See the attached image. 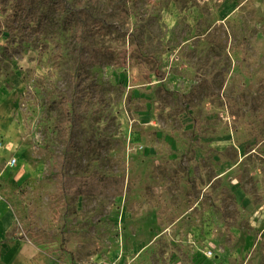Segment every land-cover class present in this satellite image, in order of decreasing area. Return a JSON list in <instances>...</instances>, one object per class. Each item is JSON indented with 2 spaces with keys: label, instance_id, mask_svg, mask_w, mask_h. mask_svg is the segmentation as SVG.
Here are the masks:
<instances>
[{
  "label": "rangeland",
  "instance_id": "rangeland-1",
  "mask_svg": "<svg viewBox=\"0 0 264 264\" xmlns=\"http://www.w3.org/2000/svg\"><path fill=\"white\" fill-rule=\"evenodd\" d=\"M0 200L20 264H264V0H0Z\"/></svg>",
  "mask_w": 264,
  "mask_h": 264
},
{
  "label": "crops",
  "instance_id": "crops-1",
  "mask_svg": "<svg viewBox=\"0 0 264 264\" xmlns=\"http://www.w3.org/2000/svg\"><path fill=\"white\" fill-rule=\"evenodd\" d=\"M16 220L11 207L0 200V264H20L19 255L22 254L20 238H10L9 233L15 228ZM9 237V240L6 239ZM5 241V242H3Z\"/></svg>",
  "mask_w": 264,
  "mask_h": 264
},
{
  "label": "built area",
  "instance_id": "built-area-1",
  "mask_svg": "<svg viewBox=\"0 0 264 264\" xmlns=\"http://www.w3.org/2000/svg\"><path fill=\"white\" fill-rule=\"evenodd\" d=\"M14 161H15V159H12L10 162H11V163H15Z\"/></svg>",
  "mask_w": 264,
  "mask_h": 264
}]
</instances>
